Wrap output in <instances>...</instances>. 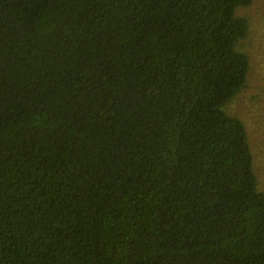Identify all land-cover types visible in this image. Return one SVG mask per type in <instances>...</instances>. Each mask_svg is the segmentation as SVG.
Returning <instances> with one entry per match:
<instances>
[{
  "label": "trees",
  "instance_id": "obj_1",
  "mask_svg": "<svg viewBox=\"0 0 264 264\" xmlns=\"http://www.w3.org/2000/svg\"><path fill=\"white\" fill-rule=\"evenodd\" d=\"M251 2L0 0V264H264Z\"/></svg>",
  "mask_w": 264,
  "mask_h": 264
},
{
  "label": "rangeland",
  "instance_id": "obj_2",
  "mask_svg": "<svg viewBox=\"0 0 264 264\" xmlns=\"http://www.w3.org/2000/svg\"><path fill=\"white\" fill-rule=\"evenodd\" d=\"M235 15L247 21V34L237 49L247 56L248 71L244 87L225 110L244 124L256 189L264 192V0L236 8Z\"/></svg>",
  "mask_w": 264,
  "mask_h": 264
}]
</instances>
